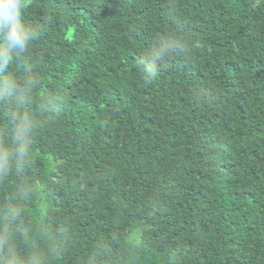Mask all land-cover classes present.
Here are the masks:
<instances>
[{
  "label": "trees",
  "instance_id": "1",
  "mask_svg": "<svg viewBox=\"0 0 264 264\" xmlns=\"http://www.w3.org/2000/svg\"><path fill=\"white\" fill-rule=\"evenodd\" d=\"M22 15L32 39L0 69V264H264V0Z\"/></svg>",
  "mask_w": 264,
  "mask_h": 264
},
{
  "label": "clouds",
  "instance_id": "2",
  "mask_svg": "<svg viewBox=\"0 0 264 264\" xmlns=\"http://www.w3.org/2000/svg\"><path fill=\"white\" fill-rule=\"evenodd\" d=\"M27 3L28 0H0V33H2L0 35V41H2L0 43V69L7 67L13 53H23L32 39L31 29L26 26L22 15ZM169 48V45H164L142 58L141 67L146 76L152 74L154 66L168 53ZM3 87L7 93L16 91L15 81L11 79L3 82ZM11 118L16 122L13 135L14 152L18 158L22 159L28 151L32 123L27 115L17 113ZM10 155L9 150L4 145H0V168L7 165ZM12 215L15 213L12 212ZM9 264H21V262L13 257L9 259Z\"/></svg>",
  "mask_w": 264,
  "mask_h": 264
}]
</instances>
